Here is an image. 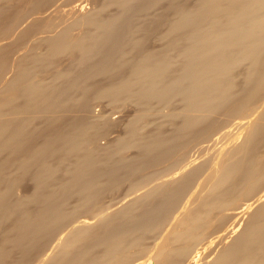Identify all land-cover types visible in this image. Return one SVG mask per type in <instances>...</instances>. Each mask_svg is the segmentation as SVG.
Masks as SVG:
<instances>
[{"label":"bare ground","instance_id":"obj_1","mask_svg":"<svg viewBox=\"0 0 264 264\" xmlns=\"http://www.w3.org/2000/svg\"><path fill=\"white\" fill-rule=\"evenodd\" d=\"M57 1L17 3L37 21ZM179 1L87 0L0 35V264H264V0ZM163 173L146 207L106 199Z\"/></svg>","mask_w":264,"mask_h":264},{"label":"rangeland","instance_id":"obj_2","mask_svg":"<svg viewBox=\"0 0 264 264\" xmlns=\"http://www.w3.org/2000/svg\"><path fill=\"white\" fill-rule=\"evenodd\" d=\"M56 1V0H55ZM179 1V0H178ZM194 1L196 2L197 0H182V1H179V2H182V4H185V6L186 7H188V8H191L192 6H194L195 4H193L194 3ZM18 2V0H13V1H8V2H5V3H3V5H5V4H7V5H9V6H7V5H5V8H7L8 9V11H10L11 10V12L8 14V16H6V20L5 21H3L2 23L3 24H0V35L1 36H3V38H5V36L7 37V39H13V40H17V39H19V38H23L24 37V35L26 36V37H24L23 39H25L26 38V40H24L23 41V43H27V42H29V39L27 40V38H29L30 37V35H29V33L30 32H32V33H30L31 35H33V33L35 34V33H37V32H45V30L44 29H49L50 28V30L51 29H53L54 28V25L56 26L58 23V21L61 19V18H59V17H62L63 18V14H65V13H72V14H70V15H72V16H76L77 14H78V9H79V6L82 4V3H85L86 4V2H87V0H59V2L57 1L56 2V5L57 6H59L60 7V10L61 9H63V10H61V11H63V12H59V14L57 15V16H59V17H57V16H55V18L54 17H52L51 18V16H50V19H47V18H49L48 16L47 17H43V18H41V20H34V19H36L37 17H35V16H37L36 14H33V13H31V11L32 12H34V10H35V6H30V7H25V6H19V4L17 3ZM184 2V3H183ZM53 3V2H52ZM58 3V4H57ZM178 3V2H177ZM87 4L91 7V3L88 1L87 2ZM17 5V6H16ZM11 7L13 8V9H11ZM19 7V8H18ZM25 9H24V8ZM74 7V8H73ZM76 7L78 8V9H76ZM16 8H18L19 10H17ZM21 8H23V9H21ZM34 8V9H33ZM20 9H21V12H20ZM71 9L73 10V11H71ZM76 9V11H74ZM15 10V11H14ZM160 10V9H159ZM158 10V11H159ZM23 11V12H22ZM71 11V12H70ZM115 12L116 10L115 9H113V10H111L110 12ZM27 12H29V13H27ZM77 12V13H76ZM76 13V14H75ZM10 14H11V16H10ZM14 14V16H12ZM32 14V15H31ZM165 14V13H164ZM167 15H168V13H167ZM166 15V17H168ZM30 16V17H29ZM172 16V18L173 17H175L174 16V14H172V12H170L169 13V17H171ZM10 17V18H9ZM16 17H17V19H16ZM22 17V18H21ZM35 17V18H34ZM24 18V19H23ZM22 19V20H21ZM38 19V18H37ZM43 19H45V20H47V21H44ZM56 19H58V20H56ZM9 20V21H8ZM18 20H20V21H18ZM6 21H8V22H6ZM10 21H12V22H14V23H12V22H10ZM22 21H23V23L24 24H21V25H23V26H21V25H19L20 23H22ZM38 21H40V22H38ZM50 21V22H49ZM51 21H55L54 23L53 22H51ZM15 22H18V23H15ZM31 22H33V23H31ZM35 22H36V25H35ZM42 22V23H41ZM48 22V23H47ZM51 23H53V24H51ZM6 24H9V25H6ZM13 24H18V25H16V26H14ZM25 24L27 25V26H25ZM30 24V25H29ZM33 24H34V26H33ZM38 24V25H37ZM12 25V26H11ZM51 25V26H50ZM6 26V27H5ZM9 26V27H8ZM43 26V27H42ZM44 26H46V27H44ZM50 26V27H49ZM4 27H5V29L6 28H8L7 30H5L4 29ZM25 27V29H23ZM27 27V28H26ZM32 27V28H31ZM36 27V28H35ZM14 28H16V29H14ZM18 28V29H17ZM13 29V30H12ZM28 29V30H27ZM33 29V30H32ZM161 29V28H160ZM19 30V31H18ZM25 30V31H24ZM35 30V31H34ZM39 30V31H38ZM2 31H4V33H2ZM15 31H18L17 33L15 32ZM30 31V32H29ZM47 31V30H46ZM160 31V30H159ZM14 33V34H13ZM23 33V34H22ZM16 34L19 36L18 38H17V36H16ZM21 34V35H20ZM8 35H10V37L8 36ZM13 35V36H12ZM27 35H29V36H27ZM0 36V37H1ZM22 36V37H21ZM157 36V37H156ZM159 34L158 33H156L155 35H152L150 38H149V47L150 48H154V49H157V50H160L161 48H162V46H163V42L161 41V40H159ZM7 39H5V40H7ZM22 39V40H23ZM5 40L3 41V42H5ZM25 41H27V42H25ZM249 90V89H248ZM250 92H252V89L250 90ZM250 92H248V94L250 93ZM6 94V93H5ZM104 105H106V103H102V105L100 104L99 106H98V104H96V106H95V111H101V110H103V108H104ZM103 106V107H102ZM101 109V110H100ZM130 110V109H129ZM111 113H112V116H114V117H118V115H120L121 114V112H118V111H116V110H113V111H111ZM219 120H220V118H218V122H219ZM120 126H123V125H119V127L117 126V128H115V130H114V132H112L109 136H108V138L107 139H110V138H112V137H114L121 129H122V127H120ZM226 138H224V137H222V139H220V141L219 142H217L215 145L217 146H211L210 148H208V150L206 149V151H203V153L205 154V155H203V159H207V158H209V156H213V155H215V154H217V151H218V149H220L221 147H223V146H225V145H228V143H230L231 142V140H232V136H225ZM107 139H101V143L103 142V144H105L106 143V140ZM224 139H226V140H224ZM228 140H229V142H228ZM225 141V142H224ZM228 142V143H227ZM219 144V145H218ZM225 144V145H224ZM223 145V146H222ZM217 149H216V148ZM215 149V150H214ZM217 150V151H216ZM130 154H131V152H129ZM128 153V155H130ZM173 160H175V159H173ZM34 170V168L31 170V172ZM168 175V173H163L162 175H159V176H156V178L155 177H153L152 179H153V181L152 180H150V183H149V186L148 187H150V188H148V187H145V188H143L142 190H140V191H135V192H131V193H127V190L125 191V185L127 186L129 183H126V184H124L123 185V187L121 188V191H118L115 195H113V196H110L109 198H106L107 200H111V199H116V198H120L121 197V199H120V201L115 205V207H118V206H120V205H118V204H122L123 206H125V204L124 203H127V202H129L130 200L129 199H132L133 200V198L135 199L136 197V199L138 200V202H139V207H141V205L142 204H144L143 202L144 201H142V200H144V199H142L143 197V195H144V193H143V191L145 192V189H147L146 191H148V189H152L153 187H151V185H156V183H160V182H162V179L164 178H166V177H164V176H167ZM164 175V176H163ZM202 176V177H201ZM199 178H198V181H201L203 178H204V175H201ZM32 177H31V174H29V175H27V176H25L21 181H20V185H19V189L17 188V193H16V191H14L15 193H13V195L12 196H15L16 194L17 195H19L20 193H22V194H24V193H26V194H28L32 189H33V182L31 181L32 179H31ZM152 181V182H151ZM125 187V188H124ZM124 191H125V194H129V195H125L124 194ZM154 193H156V192H154ZM15 194V195H14ZM124 194V195H123ZM16 195V196H17ZM142 197V198H141ZM125 198V199H124ZM123 199V200H122ZM142 202V203H141ZM123 206L121 207V208H123ZM142 206H144V207H146V205L144 204V205H142ZM144 207H143V209H144ZM138 210H142V209H138ZM107 212V211H106ZM8 224H11V223H8ZM212 226H216L219 230H222V228H225V226H223L222 228L221 227H218L217 226V224H214V225H212ZM212 226H210V228H209V234H207L208 233V230L205 232L206 234L205 235H207V236H204L203 237V240L201 241L202 243H205V242H207V243H205V244H208L210 241L211 242H216L217 241V239L219 240L220 239V237H219V235L221 234V232L220 231H217V232H220V233H216V230H217V228L215 229L214 227H212ZM221 228V229H220ZM210 231H212V232H210ZM215 232V233H214ZM214 234V235H213ZM217 234H218V236H217ZM209 235V236H208ZM211 235H213V236H211ZM209 237H211V238H209ZM212 237H214V238H212ZM205 238H207V240L205 239ZM209 238V239H208ZM211 239V240H210ZM213 239V240H212ZM205 240V241H204ZM210 240V241H209ZM204 241V242H203ZM204 244V245H205ZM132 251H130L131 253L132 252H134V256L136 257V255H135V251L137 252V250H133V249H131Z\"/></svg>","mask_w":264,"mask_h":264}]
</instances>
